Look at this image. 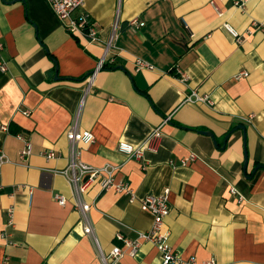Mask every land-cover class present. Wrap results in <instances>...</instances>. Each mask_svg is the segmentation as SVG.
I'll return each instance as SVG.
<instances>
[{"label": "crops", "instance_id": "crops-1", "mask_svg": "<svg viewBox=\"0 0 264 264\" xmlns=\"http://www.w3.org/2000/svg\"><path fill=\"white\" fill-rule=\"evenodd\" d=\"M211 1L86 0L77 12L91 13L103 41L118 25L116 65L99 70L90 84L103 43L83 45L46 0H0V59L8 66L0 70V150L10 158L0 168V232L8 208L15 207V244L0 237V264L6 256L8 264H103L62 172L70 159L67 131L77 114L80 127L95 135L80 146L82 160L116 165L114 178L130 183L136 195L101 193L99 183L85 194L104 253L123 245L117 234L134 240L148 231L153 216L141 201L169 188L164 228L183 259L264 264V0H219L222 16ZM136 18L145 25L131 27ZM226 22L243 34L241 43L225 30ZM137 58L156 69L137 71ZM175 65L187 80L172 72ZM242 70L249 75L236 78ZM194 90L212 103L185 101ZM160 125L157 151L146 150L141 159L119 152L120 141L139 145ZM238 125L246 130L234 131L225 145ZM18 135L33 144L29 166L20 159ZM47 149L57 156L41 155ZM192 154L197 158L183 164ZM55 192L67 197L65 205ZM161 261L158 248L142 240L135 256L124 254L114 264Z\"/></svg>", "mask_w": 264, "mask_h": 264}, {"label": "built area", "instance_id": "built-area-1", "mask_svg": "<svg viewBox=\"0 0 264 264\" xmlns=\"http://www.w3.org/2000/svg\"><path fill=\"white\" fill-rule=\"evenodd\" d=\"M52 11L57 15V17L63 22L66 30L76 39H78L86 47L90 43H103L104 53L100 61L98 62L95 70L89 75V83L91 84L95 78L97 72L103 68H112L116 65V58L112 51L117 50L116 38H117V24L114 26L113 32L108 40L103 41L100 35V25L96 19L88 11L82 9L86 0H46ZM219 0H212L211 4L218 13L222 16L224 12L218 4ZM236 5L243 8L244 3L236 1ZM258 23L254 22L257 26ZM131 27H141L145 23L139 21L137 18L130 21ZM225 30L230 33V35L238 42L243 41V34L240 33L232 24L226 22L224 23ZM251 30L247 31L251 34ZM3 49V44L0 43V50ZM135 68L137 71L140 70H155L156 67L147 60L142 58H137L135 60ZM0 70L5 72L8 70L7 62L1 57L0 59ZM172 72L182 80H187L188 76L185 71H183L178 65H175ZM249 72L247 70H242L236 76V78H241L248 76ZM185 101H190L192 103H208L211 104L212 101L209 96L202 95L198 91L194 90L189 93ZM25 114H30L29 110L24 111ZM167 118L165 121H168ZM4 129L8 130L6 125L3 126ZM18 137L23 140L24 146L19 151V156L22 162L27 166L28 158L32 155L33 144L23 135H18ZM163 137L162 125L153 129L146 139L139 145L132 144L127 141H120L118 145V150L127 158L135 157L136 159H141L144 156L146 150L157 151L161 140ZM67 139L70 146V159L69 164L63 174L68 178L69 182L72 184L75 195V206L82 215V221L84 223V231L88 234L94 241L98 248L99 256L103 264H114L121 256L124 254H129L135 256L141 246V241L152 242L159 250L161 254V264H219L215 259L205 260L199 263L196 258L183 259L180 254L176 253L169 243V234L164 228L165 220L171 213L170 204V189L166 188L160 194H150L144 197L141 201V208L147 211L153 216L152 227L146 231L140 233L137 239H128L122 234H117L116 239L123 242V245H115L110 253L106 254L103 252L98 237L94 232L92 222L89 217V211L91 209V204L85 200V194L88 190L95 184L99 183L101 186V193L114 189L120 193H125L130 195L131 200H134L136 195L131 187L130 183L124 180L117 181L114 178V172L118 168L113 164H106L102 167L92 166L81 158L80 146L88 145L95 140V135L92 131L88 129H82L79 123V114L76 115L74 121L70 125L67 131ZM41 155L47 159H53L57 156V153L53 149H47L41 151ZM197 158L196 154H192L191 157L182 160L183 164H187L191 160ZM7 162H10L9 156L2 150H0V168ZM1 176V170H0ZM3 189V184L0 179V193ZM32 193V190H31ZM232 193L238 195L240 200L244 197L239 193L236 188H232ZM54 198L59 204L65 205L67 203V197L59 192L54 193ZM15 226V207L11 206L7 210V222L6 226L1 230L0 237L6 243V245H14L15 242L12 239L11 229ZM9 257L6 256L3 264H8Z\"/></svg>", "mask_w": 264, "mask_h": 264}, {"label": "water", "instance_id": "water-1", "mask_svg": "<svg viewBox=\"0 0 264 264\" xmlns=\"http://www.w3.org/2000/svg\"><path fill=\"white\" fill-rule=\"evenodd\" d=\"M59 78H60V77H59L58 64L56 63V79H59ZM237 129H243V130L245 131V130H246V127H245V125H238V126L235 127L233 130H231V131L228 133V135L226 136L225 143H224L225 145L227 144V142H228V140H229L231 134H232L234 131H236ZM200 132L203 133V134H206V135H210V136L213 137L214 140H216V139H215V135L213 134V132H211V131H207V130H201ZM216 144H218L217 141H216ZM248 163H249V159H248V154H247V152H246V161H245V165H244V168H245L246 171H247V168H248ZM261 166H262V165H258V166L255 168V171H254V172H256Z\"/></svg>", "mask_w": 264, "mask_h": 264}]
</instances>
